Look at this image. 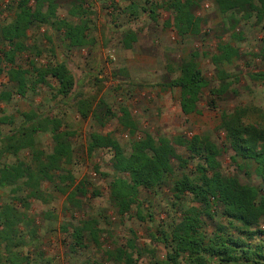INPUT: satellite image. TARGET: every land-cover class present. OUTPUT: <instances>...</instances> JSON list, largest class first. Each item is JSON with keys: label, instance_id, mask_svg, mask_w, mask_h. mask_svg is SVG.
Listing matches in <instances>:
<instances>
[{"label": "trees", "instance_id": "1", "mask_svg": "<svg viewBox=\"0 0 264 264\" xmlns=\"http://www.w3.org/2000/svg\"><path fill=\"white\" fill-rule=\"evenodd\" d=\"M64 1L12 2L13 19L0 28V39L8 47L1 52L0 74L4 72L1 64H9L5 71L7 81L21 97L30 87L48 85L49 78L56 84L57 97L75 101V109L83 119L90 116L104 126L106 120L113 116L112 112L103 105L104 113H97L93 110L94 98L83 100V93L63 62H54L45 68H32L35 72L34 82H29L27 70L14 67L16 54L27 50V35L34 28L49 26L62 32L70 49H81L88 44L87 0H66L69 5L68 17L74 18L76 22L58 16L57 12ZM204 1L162 0V9L171 15L164 26L181 37L199 35L206 20L197 16L196 11ZM212 1L219 14L227 17V31L232 32V38H240L239 33H234L239 20L254 19L264 29V0ZM154 12L150 8L151 17ZM134 42L135 34L126 33L124 46L129 47ZM198 55L192 52L189 59L182 60L177 66L178 75L162 85L179 90V107L184 115L198 112V103L209 86L197 66ZM238 58L237 48L230 43L219 42L211 62L217 67ZM256 58L264 62V43L258 49ZM216 75L220 84L209 92L214 98L222 99L231 91L232 82L222 70H217ZM250 78L264 82V73H252ZM9 97V94H4L0 99ZM120 113L119 125L130 137H134L138 132L137 122L125 108ZM22 117L23 124L18 137L16 132H11L0 138V156H17L24 150H29L31 154L30 166L22 162L0 166V192L9 190L11 197L9 202L0 206V264L26 262V258L15 252V249L26 245L19 230L23 216L15 209V202L28 208L31 199L46 201L49 196L41 189L45 182L52 183L54 190L65 197L68 209L80 211L87 194L85 179L75 184L73 176L62 170L63 164L72 156L71 132L64 130L62 122L56 118L44 120L33 111L22 114ZM6 121L5 117L0 118V124ZM218 130L224 134L231 151L230 161L239 172L249 176L247 164L254 165L253 173L260 182L259 187L243 184L238 176L223 172L220 161L223 149L208 135L169 139L144 133L139 140L132 139L126 151L110 134H90L87 145L89 154L106 149L112 155L114 177L109 182V199L120 216L128 215L135 209L139 221H152L151 213L142 212L140 192L154 191L169 182L176 169L182 173L173 180V197L178 202L186 198L194 204L180 212V217L173 222L168 232L161 231L159 236L150 237L151 244H160L167 250L164 259L155 255L154 248L139 244L135 234L130 231L131 236L123 245L103 252L105 261L109 264H140L141 257H148L147 264H262L261 255L257 254L261 248L256 246L251 250L250 244L244 239L253 240L264 235V228L261 229L264 224V111L253 105H238L232 111H222ZM39 133H48L52 141L51 151L46 155L35 149V137ZM176 147L182 148L183 153H179ZM190 164H193V170L188 172ZM215 216L224 219L226 224L216 222L212 233L208 235L205 232L207 220ZM97 224L96 220L85 217L71 226L72 250L86 248L87 242L96 247L101 245V231ZM62 229L67 231L63 226ZM229 229L233 234L229 233Z\"/></svg>", "mask_w": 264, "mask_h": 264}, {"label": "rangeland", "instance_id": "2", "mask_svg": "<svg viewBox=\"0 0 264 264\" xmlns=\"http://www.w3.org/2000/svg\"><path fill=\"white\" fill-rule=\"evenodd\" d=\"M13 1L0 0V28L13 19ZM131 1L135 2L133 9H126ZM149 5L155 8L154 19L150 9H147ZM85 8L89 24L88 47L72 50L65 43L62 32L41 26L28 32L27 50L16 54L14 67L27 70L29 82H34L32 68H45L54 62H63L73 74L78 89L83 93V100L94 98L93 110L97 113H104V106L112 112L113 116L106 120L104 126L90 116L83 119L75 109V101L57 97L56 84L49 78L48 85H35L24 96L17 95L5 74L9 64H1L4 72L0 74V96L9 94L10 97L0 99V118L7 119L6 123L0 124V138L11 132H16L18 137L23 124L22 114L29 111L44 120L59 119L62 128L72 134V156L63 164L62 170L73 176L75 184L83 179L88 184L80 211L68 209L65 197L57 193L49 182L41 185L42 192L49 196L46 201L31 199L28 208L15 202V209L23 216L19 230L26 243L15 252L26 258L23 264H109L103 252L123 245L131 236L130 231L139 244L154 248L155 255L164 259L167 250L160 244H151L150 237L159 236L161 231L168 232L180 217V212L194 205L186 198L178 202L173 197V180L182 173L176 169L169 182L154 191L140 192L142 212L151 213L152 221H139L135 209L128 215L120 216L109 199V182L114 177L112 155L106 149H98L91 154L87 152L91 133L110 134L126 151L131 140H139L144 133L169 139L208 135L223 149L220 161L225 174L238 176L243 184L260 185L254 176L252 163H246L249 176L239 172L231 163V151L218 125L221 112L232 111L238 105H253L264 111V82L250 78L252 73H264V62L256 58L258 49L264 43L263 26L254 19L239 20L234 33H239L240 38H232V32L227 31V17L219 14L212 0H205L196 11L197 16L206 20L201 33L182 37L164 26L171 15L162 9V0H87ZM68 9L65 0L57 12L58 16L76 22L68 17ZM128 31L139 38L133 43V49H126L122 42ZM219 42H227L237 48L239 58L215 67L211 58ZM7 48L0 39V58L1 52ZM192 52L199 54L197 66L209 86L198 103V112L184 115L179 107V90L162 85L178 75L177 66L182 60L189 59ZM141 60L143 69L138 68ZM130 63L134 67H128ZM217 70L228 74L232 82L231 91L222 99L214 98L209 92L220 84ZM122 108L137 122L138 132L134 137H130L118 123ZM35 141V149L44 155L50 153L52 141L48 133L37 134ZM176 148L183 153L182 148ZM16 162L30 166V151H21L17 156H0V166ZM190 170H193V164L188 166L187 171ZM9 195V190L0 192V206L9 202ZM85 217L97 221L101 245L96 247L87 242L86 248L72 250L71 226ZM216 222L226 224L224 219L215 216L207 220L206 234L212 233ZM62 226L67 231H63ZM228 231L233 234L230 229ZM244 241L250 244L251 250L256 246L261 248L257 254L261 255L260 262L264 264V235ZM148 260V257H141L140 264H147Z\"/></svg>", "mask_w": 264, "mask_h": 264}, {"label": "crops", "instance_id": "3", "mask_svg": "<svg viewBox=\"0 0 264 264\" xmlns=\"http://www.w3.org/2000/svg\"><path fill=\"white\" fill-rule=\"evenodd\" d=\"M133 4H135V2H134V3H133L132 1L129 2L128 5H127V7H126V9H131ZM150 6L152 7V5H149V8H147V9H150V8H151ZM152 8H153V7H152ZM143 9H144V8H143ZM154 10H155V8H154ZM149 12H150V11H149ZM154 13H155V12H154ZM150 14H151V13H150ZM154 15H155V14H154ZM153 19H154V16H153ZM128 32H130V31H128ZM128 32H126V33H128ZM126 33H125V34H126ZM165 33H166V32H165ZM125 34H124L123 40L125 39V36H126ZM87 39H88V41H89V37H88V35H87ZM136 39L139 40V38H136V36H135V41H136ZM152 40H153V39H152ZM122 42H123V41H122ZM65 43H66L67 46H68V41H67V40H65ZM88 44H90V42H88ZM88 44H87V45H88ZM87 45L84 46L83 48L88 47ZM125 48H126V49H131V48L133 49V43L131 44V46H129V47H125ZM72 50H73V49H72ZM130 65H131L132 67H134V66H133L134 64H132V63L128 64V67H129ZM138 68H139V69H143V68H144V67H143V62H142V60H141V62H140V65L138 64ZM141 71H143V70H141Z\"/></svg>", "mask_w": 264, "mask_h": 264}, {"label": "built area", "instance_id": "4", "mask_svg": "<svg viewBox=\"0 0 264 264\" xmlns=\"http://www.w3.org/2000/svg\"><path fill=\"white\" fill-rule=\"evenodd\" d=\"M112 58V57H111Z\"/></svg>", "mask_w": 264, "mask_h": 264}]
</instances>
